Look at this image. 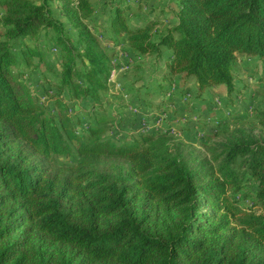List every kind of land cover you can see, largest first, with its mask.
Segmentation results:
<instances>
[{
  "label": "trees",
  "instance_id": "trees-1",
  "mask_svg": "<svg viewBox=\"0 0 264 264\" xmlns=\"http://www.w3.org/2000/svg\"><path fill=\"white\" fill-rule=\"evenodd\" d=\"M168 1L175 22L158 31L160 20L132 28L128 0H110L109 40L168 53L164 81L198 95L232 93L238 60H264V0ZM95 11L91 0H0V264H264V108L230 132L220 124L206 157L167 136L112 141L113 55L90 30ZM49 31L58 65L39 48ZM40 65L57 80L55 115L22 80ZM249 181L261 213L234 201Z\"/></svg>",
  "mask_w": 264,
  "mask_h": 264
},
{
  "label": "rangeland",
  "instance_id": "rangeland-1",
  "mask_svg": "<svg viewBox=\"0 0 264 264\" xmlns=\"http://www.w3.org/2000/svg\"><path fill=\"white\" fill-rule=\"evenodd\" d=\"M33 1L39 3V0ZM91 1L96 11L90 20V30L98 36L101 46L113 55L110 74H116L113 76L115 85L109 84V94L104 96L106 115L113 119L108 133L112 141L120 144L137 138L139 134L167 136L171 138L169 146L172 150L176 143H181L191 146L201 157H206V148L213 141L220 139L213 136L220 124L223 131L230 132L242 124L247 125L254 119L255 114L264 108V60L256 58L250 61L245 59L243 62L238 60L234 88L230 94L225 87H218L198 95L196 84L193 82L183 83L178 78L172 83L164 81V61L168 58L165 52L161 60L150 56L128 59L127 70L115 73L118 57H121L125 65L122 60L123 50L126 52L129 48L125 37L116 41L108 38V22L113 14L110 0ZM128 3L131 13L128 22L132 28L160 20L163 25L156 29L160 31L174 23L168 0H128ZM51 11L55 19L64 23L65 29L74 39L75 32L61 17L56 4L51 7ZM158 31L152 32L155 38ZM50 37L51 31L47 32V35L42 34L38 42L39 48L48 62L58 65L59 49L52 48V42H48ZM119 53H122V56H119ZM33 62L38 63L37 59ZM23 72L22 80L30 87L37 103L55 115L53 102L46 92L51 95L56 93L50 83L56 84L57 80L46 73L42 65L39 70L27 68ZM88 106L87 103L84 104V107ZM80 119L81 127L86 128V122ZM207 135L214 139L208 141ZM65 162L74 163L73 160ZM255 191L256 184L252 181L246 182L241 194L235 196L234 201L243 210L251 209L261 213L259 205L254 204ZM246 194L250 197H244Z\"/></svg>",
  "mask_w": 264,
  "mask_h": 264
},
{
  "label": "built area",
  "instance_id": "built-area-1",
  "mask_svg": "<svg viewBox=\"0 0 264 264\" xmlns=\"http://www.w3.org/2000/svg\"><path fill=\"white\" fill-rule=\"evenodd\" d=\"M126 55H125V54ZM119 56H122V53H119ZM121 58V57H120ZM119 57H118V67L116 66L115 67V69H114V71H115V73H117L118 71H120V73L121 72H123L124 70H127V65H126V62H127V60L128 59H135V58H140V56L137 54H135V53H132V52H129V51H124L123 50V56H122V60L124 61V63H125V65L122 63V61H121V59H120ZM124 58V59H123ZM120 64V65H119ZM117 65V64H116ZM116 74H110V76H109V79H108V83L109 84H112V85H115V83L113 82V76H115Z\"/></svg>",
  "mask_w": 264,
  "mask_h": 264
},
{
  "label": "crops",
  "instance_id": "crops-1",
  "mask_svg": "<svg viewBox=\"0 0 264 264\" xmlns=\"http://www.w3.org/2000/svg\"><path fill=\"white\" fill-rule=\"evenodd\" d=\"M170 6H171V7H169V8H173L174 5H170ZM174 22H175V19H174ZM173 24H174V23H173ZM166 54L168 55V53H166Z\"/></svg>",
  "mask_w": 264,
  "mask_h": 264
}]
</instances>
